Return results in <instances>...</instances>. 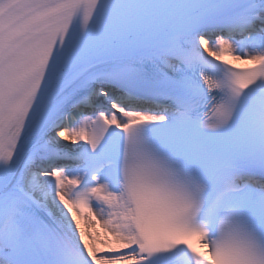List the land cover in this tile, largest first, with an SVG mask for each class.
Listing matches in <instances>:
<instances>
[{"label": "snow or ice", "instance_id": "obj_1", "mask_svg": "<svg viewBox=\"0 0 264 264\" xmlns=\"http://www.w3.org/2000/svg\"><path fill=\"white\" fill-rule=\"evenodd\" d=\"M0 264H264V0H0Z\"/></svg>", "mask_w": 264, "mask_h": 264}]
</instances>
